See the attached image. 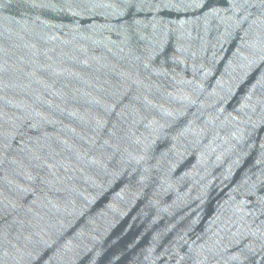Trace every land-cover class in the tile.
Returning <instances> with one entry per match:
<instances>
[{
    "label": "water",
    "instance_id": "1",
    "mask_svg": "<svg viewBox=\"0 0 264 264\" xmlns=\"http://www.w3.org/2000/svg\"><path fill=\"white\" fill-rule=\"evenodd\" d=\"M0 264H264V0H0Z\"/></svg>",
    "mask_w": 264,
    "mask_h": 264
}]
</instances>
